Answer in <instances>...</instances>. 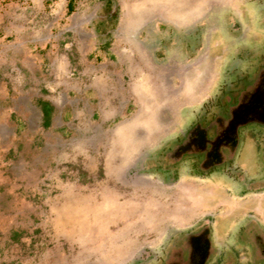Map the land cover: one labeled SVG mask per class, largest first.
Instances as JSON below:
<instances>
[{
    "label": "rangeland",
    "instance_id": "1",
    "mask_svg": "<svg viewBox=\"0 0 264 264\" xmlns=\"http://www.w3.org/2000/svg\"><path fill=\"white\" fill-rule=\"evenodd\" d=\"M245 2L112 0V9L130 21L155 17L182 29L212 8L241 10ZM65 5L0 0V264H128L168 232L205 218L218 234L249 214L264 223V193L236 199L221 184L168 187L131 169L144 144L180 126L179 99L209 90L220 61L213 32L200 59L153 58L151 74H131L130 63L91 66L81 52L104 0H78L71 15ZM156 40L151 32L149 43ZM136 63L149 66L145 55ZM95 84L124 95L135 88L127 113L149 117L104 125L79 118L73 137L40 131L30 99L63 90L75 98ZM157 114L162 118H152ZM135 131L141 138H133Z\"/></svg>",
    "mask_w": 264,
    "mask_h": 264
},
{
    "label": "flooded vegetation",
    "instance_id": "2",
    "mask_svg": "<svg viewBox=\"0 0 264 264\" xmlns=\"http://www.w3.org/2000/svg\"><path fill=\"white\" fill-rule=\"evenodd\" d=\"M211 31L220 61L209 90L181 111L176 132L133 172L168 187L182 181L225 185L236 199L263 194L264 0H246L241 10L220 5L182 29L155 25L153 58L198 60L207 53ZM128 264H264V223L249 214L218 234L205 218L168 232Z\"/></svg>",
    "mask_w": 264,
    "mask_h": 264
},
{
    "label": "crops",
    "instance_id": "3",
    "mask_svg": "<svg viewBox=\"0 0 264 264\" xmlns=\"http://www.w3.org/2000/svg\"><path fill=\"white\" fill-rule=\"evenodd\" d=\"M143 16H146V18L149 17L147 13ZM159 23L175 24V22L161 20L155 17L148 18L143 22L130 21L129 19L123 18L121 14L117 19L112 35L107 39L106 47H104V40L99 42L92 30L93 33L90 36H86L85 51L81 52L85 53L84 57L91 60V66L101 65L104 67L107 63H110V61H115V64L118 65L130 63L128 69L131 74H151V71L155 67L151 62L153 59V51L150 48L149 35L152 31V27ZM143 35H145L144 39L142 37ZM144 55L148 59L149 66H143L136 63V59H140L144 57ZM126 59H130L131 61L126 62ZM115 66L117 67V65ZM146 90L149 89L137 90L138 95H140L139 98L143 96L141 93H145ZM106 91L108 92L106 93ZM125 91L127 95L122 94L118 89L111 90L108 87L106 90L103 84L101 86L95 84L93 85L91 94L88 93L89 90L87 89L79 92V96L77 95L75 98H70L65 90L57 95L55 93L50 94L48 91V95L43 92L29 101L37 114V123L40 131L45 133H55L60 138L67 136L73 137V125L79 118H98V122L103 125L111 121L116 122L118 118H125L123 124L129 123V121L134 118H148L151 110H149V113L146 115L148 117H143L141 115L143 111L132 115L127 113V109L131 105V97L128 95L132 94L134 96L136 89L128 88ZM197 97L198 96L194 93V95H183L181 99H179L181 110L179 111L177 118H179L180 113L184 108L196 103L203 97V94L198 98ZM81 105L85 107V110L80 109ZM42 111L45 115L44 118ZM157 115L152 118H162L160 115ZM179 121H181V118H179ZM41 124H44L46 128L43 129ZM176 130L177 128L166 131L159 137L155 136V141H150L144 144L145 148L139 153V160L158 146L164 139L175 133ZM133 134V138L138 139V137L141 138L138 134L142 133L140 131H135ZM134 164L135 165L131 168L133 170L136 167V161Z\"/></svg>",
    "mask_w": 264,
    "mask_h": 264
},
{
    "label": "trees",
    "instance_id": "4",
    "mask_svg": "<svg viewBox=\"0 0 264 264\" xmlns=\"http://www.w3.org/2000/svg\"><path fill=\"white\" fill-rule=\"evenodd\" d=\"M65 10L66 15H71L74 12L75 4L78 0H65ZM118 19V11L112 9V0H104L103 10L101 11V15L96 17L91 22V29L94 31L99 42L104 40V47L107 45V39L110 38L112 32L116 26ZM42 115L44 118V112L42 111ZM43 129L46 128L44 124H41Z\"/></svg>",
    "mask_w": 264,
    "mask_h": 264
}]
</instances>
